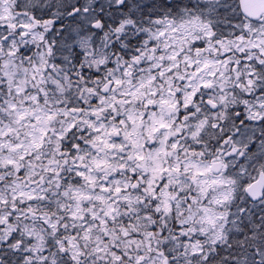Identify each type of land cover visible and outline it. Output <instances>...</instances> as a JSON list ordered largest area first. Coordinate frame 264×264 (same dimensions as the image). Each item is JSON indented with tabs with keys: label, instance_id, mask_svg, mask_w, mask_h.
<instances>
[{
	"label": "snow or ice",
	"instance_id": "obj_1",
	"mask_svg": "<svg viewBox=\"0 0 264 264\" xmlns=\"http://www.w3.org/2000/svg\"><path fill=\"white\" fill-rule=\"evenodd\" d=\"M0 264H264V0H0Z\"/></svg>",
	"mask_w": 264,
	"mask_h": 264
}]
</instances>
